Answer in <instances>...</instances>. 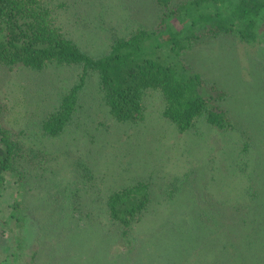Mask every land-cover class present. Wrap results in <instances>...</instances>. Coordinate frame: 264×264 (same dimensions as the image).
Here are the masks:
<instances>
[{
    "label": "rangeland",
    "instance_id": "obj_1",
    "mask_svg": "<svg viewBox=\"0 0 264 264\" xmlns=\"http://www.w3.org/2000/svg\"><path fill=\"white\" fill-rule=\"evenodd\" d=\"M62 1L66 5L58 8V20L64 26H72L69 35L94 55L107 48L113 35L127 31L130 18L122 9L123 5L130 3L135 8L133 18L147 22V26L156 22L153 0ZM207 41L210 42L208 45L207 42L196 43L183 58L194 70L216 81L225 90L224 106L235 120L230 133H217V130L202 122L189 131L178 132L161 115V99L153 92L144 96L146 109L141 122L116 121L106 112L92 75L82 84L79 106L65 131L58 137H44L40 131V119L48 107L51 108L57 101L59 94L75 79L77 82L81 70L75 66L51 65L39 71L14 68L0 76V103L4 107V119L28 144V147L24 144V158L28 154H36L35 164L39 166L32 172L33 182L23 186L26 195L18 190L23 191L19 183L0 188V208L9 210L8 204L16 200L19 202L22 198L26 200L24 212L34 222L32 230L30 224L20 228V238L23 234L26 236V240L21 242L25 247L20 249L24 261L28 260L31 247L38 244L41 251L39 264H72L71 259L76 255H70L71 247H74L73 253L81 254V259L84 257L82 264H107L104 258L108 259L119 252L126 253L125 238L138 235L140 238H151L148 234L152 226L158 225L161 228H156L152 234L165 242L164 236L170 232L167 230L179 228L177 233L171 235L175 239L168 238L167 247H174L175 240L179 238L191 249L183 251L182 245L179 247L183 252L181 256L186 258L185 263L202 264L197 256L193 258L191 251L201 248L203 238H221V245L227 244L226 247L233 242L228 248L231 253L227 257H230L233 247L241 245L236 240L249 236V226L244 227L245 218H253L250 224L255 227H251V231L257 232L258 222L264 221V207L259 206V200L251 201L249 195L243 194L245 185L254 181H247L246 169H236L231 163L240 157L238 152L246 136H243V130H246L249 140L254 143L250 147L247 168L251 169V175L264 174V44L255 48L230 35ZM36 171L43 174L37 182L34 180V177L38 178ZM44 177L46 182H43ZM137 180L148 182L155 206L158 198L166 196L171 189L177 191L182 188L180 195L187 198L182 197V203H179L185 210L190 200L192 203L195 201L193 206H197L199 197L196 196L199 193L205 195L204 198L210 199L212 204L206 207L211 220L209 223L199 219L200 222H185L188 217L186 213L183 219L177 218L179 220L173 223L158 218L146 220L144 224H141L142 221L133 223L126 235L120 234L118 222L113 223L107 216L104 217L99 205L105 207L106 194ZM39 186L42 188H37ZM185 188L187 192L183 190ZM254 189L255 184L251 188L249 186L248 192ZM41 197L52 201L59 197L64 201V221L55 229H50L55 235L49 236L51 231L46 227L55 214V204L40 207ZM86 207L88 211L90 207H95L97 216L94 220L90 218L95 214H87ZM12 212L16 215L14 208ZM9 218L0 219V232L3 230L0 253L3 254L17 246V238L14 239L13 234L16 237L18 227L14 225L15 218ZM5 221L12 233L4 226ZM42 225L50 232L44 233ZM146 225L145 231L142 227ZM87 230H90V235H86ZM36 238L39 240L36 241ZM183 238L189 239L185 242ZM145 242L147 246L141 251H130L134 258L140 259L143 250L147 251V255H153L150 240ZM53 244L58 245L50 258L48 247ZM87 252L91 256L89 259H86ZM9 258L13 261L16 259L11 255ZM172 261L174 263V259Z\"/></svg>",
    "mask_w": 264,
    "mask_h": 264
},
{
    "label": "trees",
    "instance_id": "obj_2",
    "mask_svg": "<svg viewBox=\"0 0 264 264\" xmlns=\"http://www.w3.org/2000/svg\"><path fill=\"white\" fill-rule=\"evenodd\" d=\"M152 3L156 10V22L148 26L147 22L133 18L132 13L135 8L130 6V3L123 5L122 9L130 18L127 31L121 35H113L107 48L94 55L69 35L72 26H64L58 20V8L66 5L62 0H0V76L14 68L39 71L51 65L75 66L81 70L77 82L75 79L60 93L57 101L51 108L48 107L40 119V131L44 137H58L65 131L79 106V91L82 84L92 75L96 79L99 97L106 107V112L116 121L132 124L141 122L146 109L144 96L153 92L161 99V115L173 124L178 132L189 131L198 122L205 123L212 130H217V133L232 132L235 120H232L224 106L225 90L218 86L216 81L207 79L194 70L186 63L183 55L199 43L207 42L208 45L210 42L207 40L229 35L255 48L257 45L262 46L264 0H179V2L153 0ZM3 110L4 107L0 103V188L4 185L11 187L18 183L23 188L24 185L26 187L33 182L32 172L39 167L35 164L36 154L34 156L28 154L27 158H24L25 155H22L24 144L26 147L28 144L26 145V141L19 137L16 129L8 126ZM243 133V136H246L240 143L238 152L240 157L231 165L236 169H246L247 181L254 182L245 185L243 194L249 195L251 201L259 200V206L264 207V174L251 175V169L247 168L250 147L254 143L253 140H249V133L246 130H243ZM29 150L31 151L30 148ZM36 174L38 178L34 177V180L37 182L43 174L38 171L35 172ZM46 181L44 177L43 182ZM253 184L255 189L250 193L249 186L251 188ZM181 189L169 190L166 196L158 198L159 202L155 206L148 182L137 180L133 184L106 194L105 207L102 208L103 205L100 204L99 211L113 223L117 221L120 234L125 235L132 229L133 223L142 221L141 224H144L146 220L151 221L155 218L173 223L179 220L177 218L183 219L186 213L188 217L185 222L205 220L209 223L211 217L206 212V207L212 205L210 199L204 198L206 196L199 193L196 196L199 197L197 206H193L195 201L192 203L190 200L189 207L185 210L180 203L182 197L187 198V196L180 195ZM18 190L24 195L27 193L24 188L23 191L20 188ZM183 190L188 191L187 188ZM25 202L26 200L21 198L19 202L16 200L13 204H8L9 210L0 208V219L8 216L15 218L14 225L18 227L16 237L13 234L14 239L17 238V246L8 253H0V264H39L38 261L41 260L38 244L37 247H31L27 261L23 260L24 256L20 253V249L25 247L21 242L26 240L24 234L20 238V228L30 224L32 230L34 223L24 212ZM51 203L55 204L56 209H53L55 214L47 222L48 230L59 226L65 216L63 213L65 206L62 205L64 201L59 197L53 201L41 197L40 207L42 205L49 207ZM13 208L16 215L12 212ZM90 209L88 211L86 207L85 211L87 214L88 212L95 214L90 218L94 220L97 216L94 211L96 209L95 207ZM145 217L147 219H144ZM251 220L253 221V218L244 220V227L249 226L248 238L236 240L241 245L233 247L230 257H227V254L231 253L228 248L233 242L226 247L227 244L221 245V238H203L201 248L191 251L193 258L197 256L202 264H264V221L258 222V225L256 222L259 227L256 226L257 232H254L251 231V227H255L250 224ZM4 224L10 232L7 221ZM42 228L44 233L51 231H47L44 225ZM146 228L147 225L142 227L145 231ZM156 228L161 227L153 225L148 234L151 238H147L150 240L153 255H147L145 250L140 259L131 255V250L141 251L147 246L145 236L140 238L141 236L138 235L135 238H125L126 253L119 252L108 259L104 258L105 262L107 264H170L167 262L173 263L174 259L173 264H186V258L181 256L183 252L179 247L182 245L185 251L190 249L188 244L181 243L178 238V241L175 240L177 245L174 243V247H167L168 238L175 239L171 238V235L177 233L179 228L166 231L164 236L166 242L163 238H156L152 234ZM2 232L3 230L0 236ZM85 232L86 235L91 233L90 230ZM50 235H55V232L51 231ZM256 236L257 238H252ZM188 239L183 238L185 242ZM38 240L39 238H36V241ZM57 245L48 247L50 258ZM73 248L71 247L69 253L76 256L71 259V263L82 264L84 257L81 259V254L78 256L77 252L73 253ZM9 255L16 259L13 261ZM58 258L61 260L60 256ZM89 258L91 256L87 252L86 259ZM52 263L54 262H49Z\"/></svg>",
    "mask_w": 264,
    "mask_h": 264
}]
</instances>
